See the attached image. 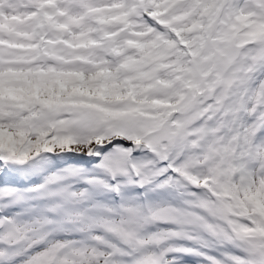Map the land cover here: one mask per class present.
Here are the masks:
<instances>
[{
  "label": "snow or ice",
  "instance_id": "obj_1",
  "mask_svg": "<svg viewBox=\"0 0 264 264\" xmlns=\"http://www.w3.org/2000/svg\"><path fill=\"white\" fill-rule=\"evenodd\" d=\"M0 264H264V0H0Z\"/></svg>",
  "mask_w": 264,
  "mask_h": 264
}]
</instances>
